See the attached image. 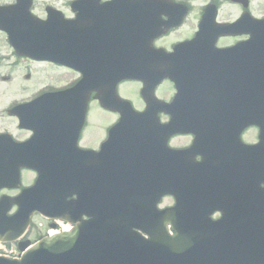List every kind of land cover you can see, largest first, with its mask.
<instances>
[{
    "label": "water",
    "instance_id": "95a60500",
    "mask_svg": "<svg viewBox=\"0 0 264 264\" xmlns=\"http://www.w3.org/2000/svg\"><path fill=\"white\" fill-rule=\"evenodd\" d=\"M26 23L28 27H33L35 24L31 20H27ZM251 37L262 39L264 38V32L254 30ZM108 88V93L111 95L113 84ZM89 90L91 89H87L86 91ZM71 93L74 94V92ZM98 96L100 97L99 93ZM84 98H80L81 114L86 96ZM80 120L81 115L78 121ZM155 178L153 176L152 181L143 174L130 175L126 178V186H124L122 176L119 187L110 196L109 200L108 214L106 215L108 217L106 221L108 220L110 223L109 232H96V225L100 219H94L85 227V231H87L85 233L71 231L70 233H62L42 240L36 247H43L45 249H34L25 261L30 260L29 264H37L40 261H46L48 264H117L116 262L119 264H136V254L128 251L130 248H133L139 254V258L143 257L141 261H137V264H199L195 253H191L190 256L188 255L189 257L185 255L181 257L177 251H173V253L169 252L166 242L167 238L163 234V222L167 221L168 212H165L166 215L165 213L159 214L153 210L152 206L149 207L148 211L142 212L139 209L136 210V204H132L129 200H126L136 198L134 188L137 187L149 189L153 194L154 189L157 187V184L154 182ZM168 185L172 189V185ZM166 190V183H163L159 194H165ZM173 192L178 193V189L175 186H173ZM151 193L146 195L145 192L144 197L152 199ZM156 199L157 197L153 195V203ZM143 216H146L150 222H154L150 235L152 237L147 241L137 239L130 231L131 227L138 226L140 222L149 227L146 224L147 219L145 220ZM156 236L159 238H155ZM180 238L181 233L175 238V241H178ZM190 240L195 241V246H198V239L191 238ZM177 245L174 244V246ZM238 256V259L242 258L241 251H239ZM118 257H121V259H118ZM22 262H24V259ZM0 264L15 263L0 262Z\"/></svg>",
    "mask_w": 264,
    "mask_h": 264
},
{
    "label": "rangeland",
    "instance_id": "374dc122",
    "mask_svg": "<svg viewBox=\"0 0 264 264\" xmlns=\"http://www.w3.org/2000/svg\"><path fill=\"white\" fill-rule=\"evenodd\" d=\"M10 2L12 0H0L1 2ZM36 5L35 8L40 11L42 8L43 0H35ZM223 2L222 7L218 12V18L221 20L225 19H233L239 13V4H228V0H221ZM191 4L193 5V14L192 18L187 22L186 27L179 32L176 38L183 37L184 35H188V33L192 30V24L194 20L197 18L200 6L205 2V0H191ZM228 2V3H227ZM250 10L254 13H263L264 12V0H248ZM219 44H226L231 42L232 39L229 38H221L219 39ZM8 52L6 47L3 44L1 35H0V53ZM13 60V59H12ZM12 60H9L8 63ZM24 65L30 67L29 73H27L26 69H23ZM73 73L67 71L55 70L48 65L44 64H34L28 62H19L14 67H9L5 62H1L0 64V103H3L6 98L12 96V93L16 91L17 95L25 94L29 89H34V87H38L41 84L45 83H53L60 84L63 83L66 79H68ZM135 90V88H133ZM136 101V99H135ZM137 102V101H136ZM138 104V103H137ZM93 113L95 116L91 119V122L88 125L89 131L87 130V138L85 143L90 144L94 142L100 137L101 131L99 128L102 127L106 122L111 121L113 116L110 115H102L96 109H93ZM98 116H103L102 118H97ZM10 123L13 124V121L9 119ZM6 117H3L0 114V127L2 125H6L9 123Z\"/></svg>",
    "mask_w": 264,
    "mask_h": 264
},
{
    "label": "flooded vegetation",
    "instance_id": "af4514ba",
    "mask_svg": "<svg viewBox=\"0 0 264 264\" xmlns=\"http://www.w3.org/2000/svg\"><path fill=\"white\" fill-rule=\"evenodd\" d=\"M71 1L72 0H43L44 3L42 4V8L40 9V11L37 10L38 11L37 15L40 18L45 19L47 14H48V11L50 9H55V10L57 9V10L62 11L65 15H67L69 17H73L74 13L69 8ZM32 10H33V8H32Z\"/></svg>",
    "mask_w": 264,
    "mask_h": 264
},
{
    "label": "bare ground",
    "instance_id": "6f19581e",
    "mask_svg": "<svg viewBox=\"0 0 264 264\" xmlns=\"http://www.w3.org/2000/svg\"><path fill=\"white\" fill-rule=\"evenodd\" d=\"M63 229H67L68 227L66 225L62 226ZM52 233H56V232H52Z\"/></svg>",
    "mask_w": 264,
    "mask_h": 264
}]
</instances>
